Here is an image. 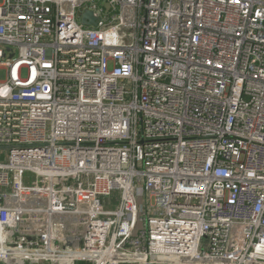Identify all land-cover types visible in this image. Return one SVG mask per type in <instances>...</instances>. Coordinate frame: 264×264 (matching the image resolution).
Segmentation results:
<instances>
[{
    "label": "built area",
    "instance_id": "1",
    "mask_svg": "<svg viewBox=\"0 0 264 264\" xmlns=\"http://www.w3.org/2000/svg\"><path fill=\"white\" fill-rule=\"evenodd\" d=\"M2 149L0 264H264V0H0Z\"/></svg>",
    "mask_w": 264,
    "mask_h": 264
},
{
    "label": "water",
    "instance_id": "2",
    "mask_svg": "<svg viewBox=\"0 0 264 264\" xmlns=\"http://www.w3.org/2000/svg\"><path fill=\"white\" fill-rule=\"evenodd\" d=\"M88 18L91 19V23H95V18H94L93 13L91 11L85 12V14L83 16V21L86 22Z\"/></svg>",
    "mask_w": 264,
    "mask_h": 264
},
{
    "label": "rangeland",
    "instance_id": "3",
    "mask_svg": "<svg viewBox=\"0 0 264 264\" xmlns=\"http://www.w3.org/2000/svg\"><path fill=\"white\" fill-rule=\"evenodd\" d=\"M1 151H4V152H3V156H1L0 159H2V158L5 156V154H6V149H2ZM57 181H58V180H57ZM113 207L115 208L116 206H113ZM140 227L143 228V224H140Z\"/></svg>",
    "mask_w": 264,
    "mask_h": 264
}]
</instances>
